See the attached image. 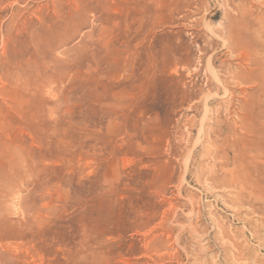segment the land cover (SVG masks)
Masks as SVG:
<instances>
[{
    "label": "rangeland",
    "instance_id": "obj_1",
    "mask_svg": "<svg viewBox=\"0 0 264 264\" xmlns=\"http://www.w3.org/2000/svg\"><path fill=\"white\" fill-rule=\"evenodd\" d=\"M226 1L0 0V264H264V131L225 172L200 157L208 97V131L251 139L203 22L264 0Z\"/></svg>",
    "mask_w": 264,
    "mask_h": 264
},
{
    "label": "bare ground",
    "instance_id": "obj_2",
    "mask_svg": "<svg viewBox=\"0 0 264 264\" xmlns=\"http://www.w3.org/2000/svg\"><path fill=\"white\" fill-rule=\"evenodd\" d=\"M229 2H230V0H227L223 4L226 5ZM255 9H256V11L259 9L261 10L260 7H256L253 4L248 8L247 7L243 8L242 5L237 6V7H235V10L233 13L232 12L229 13L227 11V13L225 14V25L222 26L226 30L225 34H223L222 32L220 33V31L216 33L215 31L210 30L209 25H208L210 22V18L209 17L204 18L203 23H204V26L206 27L207 31L209 30L210 36L214 40H219L220 42L225 44L227 49H228L229 54L230 55L234 54L236 59H237L236 60L237 63H236L235 68H231L229 66H223V71H224L223 73L226 74V76H227L226 78L221 77L215 70H213L212 63L209 65L211 68V73H210L211 82L214 84H217L222 89L221 92H219V90H217V92H215V97H220V98L229 97L227 102L224 104L225 112H227L228 116L233 115L235 117V119L237 120L236 123H238L240 126H242V128H245L244 130H247V131L249 130L248 132L251 136V139L248 140L249 146H246V145L242 146V145H239V143L236 140H228L227 138L226 139L223 138L221 140L220 138L224 133V129L208 131L207 127L205 125L206 120L209 119L208 116L210 113V109H208L209 105H210V103H209L210 100H208V99H210V98L208 97V99L205 100V104H204V106H205L204 120L205 121L201 122V126L199 129V135H200L199 138L200 139L203 138L210 145V147H207V148L202 146V152H201L202 155L200 157H202L203 155L211 156L213 163H214V166L212 168H210L211 172L216 171L217 169H221L222 171L225 172L224 169L227 168L229 165H232L231 164L232 162L235 163V161L237 159L241 160L243 158V156H242V155H244L243 152H247V151L257 149L258 143L255 141V139H261V140L263 139L261 137L256 136L255 132L256 131L257 132L264 131L263 128H261L262 130L259 129V127L263 126L261 119L264 117V108L262 106L263 102H264V18L262 17L263 12L261 13L262 14L261 16H260V14H258L260 17H254L255 14L253 15V13H254ZM255 16H257V15H255ZM206 66H207V64H206ZM256 82H258L257 87L259 86L261 89L260 92L256 91V92L251 93V94H245L244 93L246 91L245 88L243 89L241 87V88H239V90L237 89V86H241V85H249L248 86V88H249L253 84H255ZM229 84H234L236 86L230 87ZM208 85H210V84H208ZM238 91H239V93L240 92L244 93V95L240 96L241 101L236 98V93ZM235 101H236L235 105L237 106V108H234L233 103H235ZM214 113H215V118L219 119L220 118V110H215ZM225 120H226V118H225ZM213 122H215V121H213ZM216 125H218V124H216ZM247 135H248V133H247ZM218 143H220V144L218 145ZM204 145H206V144H204ZM170 151H169V153H170ZM230 152L232 153V158L229 157ZM205 158L207 159L208 157H205ZM231 159H232V162H231ZM247 161L249 164L248 159H247ZM250 162H253V161H250ZM202 164H200V165H202ZM255 164H257V163H255ZM252 167H253V170H252L253 173L256 175H261L262 176L261 180L263 181L264 180V163L261 165V167H259V165L258 166H252ZM184 168H185V171L187 172L188 171V164H185ZM205 169H207V168H205ZM233 169H234L233 171L230 170L231 175H233L236 170L237 171L242 170L243 165L240 164L237 166H233ZM201 170L202 169H200V171ZM248 175H249V177L251 176V174H249V173H248ZM247 180H249V179H247ZM229 181L232 182V185L234 186V188L237 189L238 193L242 192L244 190V185H240L238 182L235 183L233 178ZM213 182H215V181H213ZM240 182L242 184V181H240ZM252 183L251 184L249 183V184L253 185ZM243 184H244V182H243ZM240 256L241 255L237 253V257H240ZM234 258H236V257H234ZM237 259H239V258H237Z\"/></svg>",
    "mask_w": 264,
    "mask_h": 264
}]
</instances>
